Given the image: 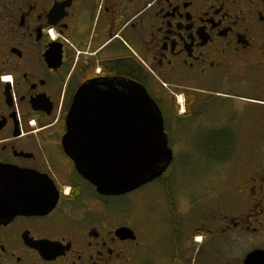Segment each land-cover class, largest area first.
Wrapping results in <instances>:
<instances>
[{
	"label": "flooded vegetation",
	"instance_id": "af4514ba",
	"mask_svg": "<svg viewBox=\"0 0 264 264\" xmlns=\"http://www.w3.org/2000/svg\"><path fill=\"white\" fill-rule=\"evenodd\" d=\"M104 77L145 87L173 154L120 195L61 143ZM0 165L56 198L0 221V264H264V0H0Z\"/></svg>",
	"mask_w": 264,
	"mask_h": 264
},
{
	"label": "water",
	"instance_id": "95a60500",
	"mask_svg": "<svg viewBox=\"0 0 264 264\" xmlns=\"http://www.w3.org/2000/svg\"><path fill=\"white\" fill-rule=\"evenodd\" d=\"M65 126V153L101 194L130 192L161 175L173 159L162 113L134 80L104 77L85 82L74 95ZM29 177L0 165V221L55 204L56 198L38 205L31 203L33 197L22 195L34 190Z\"/></svg>",
	"mask_w": 264,
	"mask_h": 264
},
{
	"label": "rangeland",
	"instance_id": "374dc122",
	"mask_svg": "<svg viewBox=\"0 0 264 264\" xmlns=\"http://www.w3.org/2000/svg\"><path fill=\"white\" fill-rule=\"evenodd\" d=\"M170 118V117H169ZM178 121H179V119H177ZM171 139H174V135H173V137L171 138ZM188 151H189V149H187ZM193 151V150H192ZM192 155H193V153H192ZM181 156H180V154H179V156H178V158L175 160V164H174V166H175V168H177V167H180L181 165H180V160H181V158H180ZM180 179H178V181H179ZM122 203L123 204H129L130 202H129V197H127V198H122ZM128 209V208H127Z\"/></svg>",
	"mask_w": 264,
	"mask_h": 264
},
{
	"label": "snow or ice",
	"instance_id": "6c2138e0",
	"mask_svg": "<svg viewBox=\"0 0 264 264\" xmlns=\"http://www.w3.org/2000/svg\"><path fill=\"white\" fill-rule=\"evenodd\" d=\"M6 79H10V77H6Z\"/></svg>",
	"mask_w": 264,
	"mask_h": 264
}]
</instances>
